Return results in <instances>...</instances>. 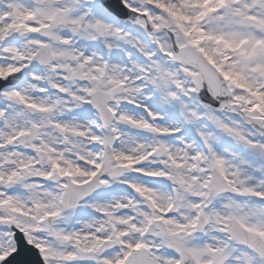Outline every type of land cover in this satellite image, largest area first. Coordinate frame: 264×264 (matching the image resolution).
Here are the masks:
<instances>
[{"label":"snow or ice","instance_id":"1","mask_svg":"<svg viewBox=\"0 0 264 264\" xmlns=\"http://www.w3.org/2000/svg\"><path fill=\"white\" fill-rule=\"evenodd\" d=\"M0 264H264V0H0Z\"/></svg>","mask_w":264,"mask_h":264}]
</instances>
